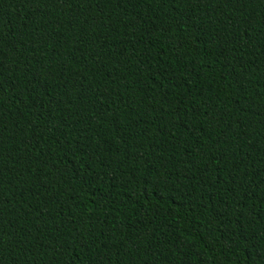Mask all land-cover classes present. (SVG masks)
Segmentation results:
<instances>
[{"label":"trees","instance_id":"obj_1","mask_svg":"<svg viewBox=\"0 0 264 264\" xmlns=\"http://www.w3.org/2000/svg\"><path fill=\"white\" fill-rule=\"evenodd\" d=\"M0 264H264V0H0Z\"/></svg>","mask_w":264,"mask_h":264}]
</instances>
